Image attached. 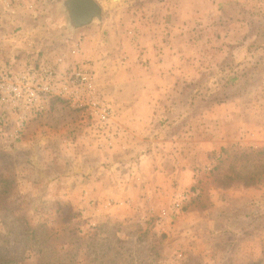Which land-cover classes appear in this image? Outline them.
Wrapping results in <instances>:
<instances>
[{
  "label": "rangeland",
  "instance_id": "374dc122",
  "mask_svg": "<svg viewBox=\"0 0 264 264\" xmlns=\"http://www.w3.org/2000/svg\"><path fill=\"white\" fill-rule=\"evenodd\" d=\"M59 1L0 0L1 65L18 71L45 62L39 49L43 22L61 18ZM231 14L240 57L219 62L223 75L216 79L228 86L225 95L237 107L246 105L242 133L211 156L212 169L200 179L198 193L176 213L173 199L164 208L166 217L150 212L144 222H130L132 217L97 212L94 199L71 197V171L79 163L75 152L82 150L77 146L101 140L87 109L57 96L39 111L0 103V264H264V241L257 247L249 245L247 231L222 234L227 217H219L209 196L203 197L206 186L219 183L241 210L250 207L249 197L257 199L251 203L257 208L254 228L264 229V0L226 7L217 28L223 35L231 33L225 24ZM5 16L12 21L7 24ZM87 177L81 173L74 183L83 184ZM206 209L214 226L208 233ZM238 224L244 228L247 220Z\"/></svg>",
  "mask_w": 264,
  "mask_h": 264
},
{
  "label": "crops",
  "instance_id": "0c3cea01",
  "mask_svg": "<svg viewBox=\"0 0 264 264\" xmlns=\"http://www.w3.org/2000/svg\"><path fill=\"white\" fill-rule=\"evenodd\" d=\"M97 1L101 21L72 34L64 18L45 19L39 49L49 64H58L56 54L63 52L62 65L90 67L122 131L110 147L99 148L94 140L77 146L82 150L75 152L80 165L71 171V197L94 199L97 212L113 218L144 222L150 212L160 216L181 192L202 187L211 156L241 136L246 105L237 107L224 93L228 86L216 79L223 75L219 62L240 57L233 46L240 42L233 14L225 22L229 35L217 29L226 7L239 0ZM5 17L7 24L12 21ZM30 25L27 30L34 28ZM84 157L88 163L82 166ZM81 173L88 175L86 182L74 183ZM206 187L203 197L209 196L219 217H227L222 234L247 231L249 245L258 247L264 229L254 228L257 208L251 203L257 199L249 197L250 207L241 210L219 183ZM209 215L207 233L214 227ZM245 219L247 225L239 228Z\"/></svg>",
  "mask_w": 264,
  "mask_h": 264
},
{
  "label": "built area",
  "instance_id": "2783aa9c",
  "mask_svg": "<svg viewBox=\"0 0 264 264\" xmlns=\"http://www.w3.org/2000/svg\"><path fill=\"white\" fill-rule=\"evenodd\" d=\"M65 56L63 52L56 54L57 63L61 66L41 62L38 66L27 65L15 71L0 64V103L22 104L32 111H39L52 97L64 98L72 106L89 111L92 130L101 139L99 145L110 147L122 133L114 121V110L101 96L94 71L77 62L62 65ZM211 169L208 166L205 170ZM196 193V188L181 192L173 201L172 211L176 213L183 209L184 202ZM167 215L169 211L163 209L161 216Z\"/></svg>",
  "mask_w": 264,
  "mask_h": 264
},
{
  "label": "water",
  "instance_id": "95a60500",
  "mask_svg": "<svg viewBox=\"0 0 264 264\" xmlns=\"http://www.w3.org/2000/svg\"><path fill=\"white\" fill-rule=\"evenodd\" d=\"M56 14L65 19L67 31L72 34L81 27L101 21L102 7L97 0H60Z\"/></svg>",
  "mask_w": 264,
  "mask_h": 264
},
{
  "label": "trees",
  "instance_id": "16d2710c",
  "mask_svg": "<svg viewBox=\"0 0 264 264\" xmlns=\"http://www.w3.org/2000/svg\"><path fill=\"white\" fill-rule=\"evenodd\" d=\"M225 92H227V91H225ZM225 92H224V93H225Z\"/></svg>",
  "mask_w": 264,
  "mask_h": 264
}]
</instances>
